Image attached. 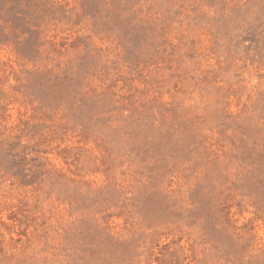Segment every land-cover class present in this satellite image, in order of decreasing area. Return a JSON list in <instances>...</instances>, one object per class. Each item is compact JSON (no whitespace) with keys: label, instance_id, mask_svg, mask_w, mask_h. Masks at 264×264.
I'll return each instance as SVG.
<instances>
[{"label":"rangeland","instance_id":"obj_1","mask_svg":"<svg viewBox=\"0 0 264 264\" xmlns=\"http://www.w3.org/2000/svg\"><path fill=\"white\" fill-rule=\"evenodd\" d=\"M0 264H264V0H0Z\"/></svg>","mask_w":264,"mask_h":264}]
</instances>
